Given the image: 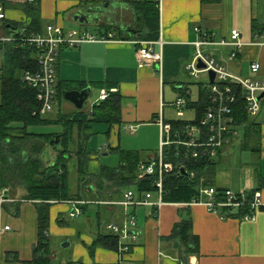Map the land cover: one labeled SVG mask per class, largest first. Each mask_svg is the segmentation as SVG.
<instances>
[{
    "label": "crops",
    "instance_id": "0c3cea01",
    "mask_svg": "<svg viewBox=\"0 0 264 264\" xmlns=\"http://www.w3.org/2000/svg\"><path fill=\"white\" fill-rule=\"evenodd\" d=\"M24 3L25 0H0V8L5 15V21L0 20V27L5 22L26 23L27 17L20 8ZM38 4L42 22L40 34H44L47 26L54 25L65 31L76 29L98 38L112 36L105 42H88L74 49H61L56 66L58 83L84 85L62 92L57 106L61 108L62 100L71 106L60 113L83 111L92 114L93 106L99 103H96L97 99L89 108L83 107L94 90L98 96L101 91L110 90L119 94V123H102L98 128L97 124L90 125L91 137L102 135L101 142L106 147L97 149L104 153L103 156L107 155V149H121L138 151L144 161H152L159 156V121L168 125L186 122L188 126L198 119L200 91L206 90V104L210 92L207 80L205 83L195 82L187 72L195 54L193 43L198 39L194 28L213 34L215 41H229L231 32L237 31L242 45L236 50V58L229 59L230 53L235 50L229 46L213 45L207 51L231 74L264 80V46L256 44L259 38L257 31L264 29V0H161L158 5V40L149 42L153 43V51L160 54V61L142 65L136 54L138 45L134 44L135 41H143L136 35L142 29L141 19L127 2L39 0ZM88 27L95 29L94 32H89ZM1 34L0 29V38L12 37ZM0 56L1 67L2 52ZM253 63L260 65L257 74L251 73ZM109 84L111 87L108 88ZM86 90L89 94L81 109L64 98L67 92ZM181 96L185 102L178 107L175 104ZM170 111L175 113L176 119L169 117ZM184 112H190L193 117L181 120ZM178 113L182 115L178 116ZM257 122L260 127L248 142H244L240 130L238 138L219 150L213 160L217 164L212 178L217 189L229 190L247 199H251L254 193L260 194L262 206L253 211V220H244L246 214L227 217L222 212L223 216L209 213L202 204L190 205L191 202L164 203L160 208L142 206L134 210L140 231L135 242L116 237V250L98 246L91 251L90 247L99 235L110 234L106 225L114 223L122 226L124 211L106 204L111 201L97 203L95 189L89 186L81 190L76 174V181L70 189L73 194L79 193L84 198L86 207L80 215L72 218V205L61 202L49 204L46 237L51 259L56 264H264V121ZM32 128H28L27 132L47 134L61 131L59 126H56L58 131L47 133L30 131ZM148 131L154 133L146 141V145L154 146L152 149L121 148ZM127 133L134 136L123 135ZM88 152L87 170L89 175H95L104 164L96 152ZM8 195L11 201L3 205L0 215V264H24L32 260L33 249L37 245V208L35 203L22 199L23 192ZM152 199L156 201V197ZM237 211L234 209L232 212ZM185 219L191 221V232L197 237L198 250L183 256L174 246L177 241L167 243L163 240L172 234L175 224ZM5 226L9 230L4 231ZM101 228L106 230L105 234L101 233Z\"/></svg>",
    "mask_w": 264,
    "mask_h": 264
},
{
    "label": "trees",
    "instance_id": "16d2710c",
    "mask_svg": "<svg viewBox=\"0 0 264 264\" xmlns=\"http://www.w3.org/2000/svg\"><path fill=\"white\" fill-rule=\"evenodd\" d=\"M38 1L22 4L20 8L27 17L26 23L5 22L0 27L1 35H11L17 38L23 24H27L28 32L40 34L42 22ZM127 3L141 19L142 29L136 35L146 42L157 41L159 35L157 3ZM2 7H5L4 4ZM1 21H5V19ZM257 32L260 36L264 29H259ZM0 52H3V62L0 67V189H21L24 192L22 199L36 204L37 245L33 249L32 260L24 264H51L50 244L46 237L49 204L51 202L85 201L79 193L73 194L70 189V168L76 170L79 188L84 190L86 184H92L89 186L95 189L96 201L102 202L119 201L127 191H132L138 199L143 198L146 194L156 197L155 184L158 180V169L156 168L153 175L138 179L139 166L151 161H144L138 151L117 149L112 150L118 158L116 166L101 165L97 174L89 175L87 163L90 153L87 151V142L91 137L90 125L119 123V94L117 92L110 94L108 99L94 105L92 114L83 111L71 114L59 113L53 120L39 114L33 115V112L37 111L39 107L36 94L23 82L22 77L27 71L37 70V51L33 47L22 45L16 41L0 42ZM78 87L81 88L84 85L74 82L58 83L57 81L56 100L59 102L63 91ZM107 87L109 88L111 85L109 84ZM200 95L197 107L198 119L192 125L198 124L203 118L208 105L206 104V90H201ZM232 114L235 128L238 131L242 130L243 140L248 142L257 133L260 124L247 115L240 93L232 109ZM187 124L186 122L170 123L173 132L184 130ZM39 126H59L61 131L60 133L47 134L27 132L28 128ZM55 137L58 142L53 141ZM47 147L51 148L56 155L53 161L44 162L42 155ZM184 152L185 148L176 145L163 148V162L170 163L174 168L173 173L164 174L162 178L163 203H190L198 197L199 188H215L212 178L217 163L213 161L214 159L192 160L188 157L185 158ZM69 163H71L70 167ZM182 164H184V171L195 173L194 179L189 180L185 174H182L180 171ZM49 170H52V173L47 177ZM201 179L202 181H200ZM215 189V200L223 201L226 190ZM85 207L86 205L80 206L81 210H84ZM237 210V213L233 214L229 208H222L221 212L227 217H237L250 211L246 207ZM163 241L167 243L177 241L174 246L180 250V254L183 256L196 253L198 250V240L191 232L189 219L181 220L175 224L172 234ZM117 244L116 236L112 234L99 235L90 250L92 251L98 246L116 250Z\"/></svg>",
    "mask_w": 264,
    "mask_h": 264
},
{
    "label": "built area",
    "instance_id": "2783aa9c",
    "mask_svg": "<svg viewBox=\"0 0 264 264\" xmlns=\"http://www.w3.org/2000/svg\"><path fill=\"white\" fill-rule=\"evenodd\" d=\"M124 2H156L159 5L161 0H123ZM26 3H34L35 0H25ZM5 15L0 8V20H4ZM27 24H23L18 32V37L0 38V42L11 43L18 42L22 45L33 47L37 51L36 71H27L23 74V82L33 89L36 94L38 103L37 111L33 115L39 114L46 116L51 113L57 105V76L56 66L58 55L61 49H74L83 43L88 42H105L112 38L108 35L106 38H98L80 30H63L60 27L49 25L45 28L44 34L28 32ZM194 32L198 35V39L193 43L195 54L191 62L187 66V72L191 78H198L205 75L208 82L210 99L206 107L203 118L198 124L188 125L182 131L173 132L168 124L159 121L160 147L159 156L147 164H141L138 168V179L144 176L153 175L158 172V180L155 184L157 188L156 201H153L151 194H146L143 198L138 199L132 191L123 194L120 201L106 203L111 206L120 207L124 211V222L122 226H116L114 223L106 225L107 231L119 238L130 239L135 242L140 231L137 226L135 209L142 206H152L160 208L164 205L162 201V178L164 174H171L174 171L170 163L163 162V148L176 145L185 148L184 157L192 160L203 158L207 160L214 159L218 150L229 144L232 140L239 137L240 133L234 126V118L232 109L237 101L240 93L244 102V108L247 115L253 120L264 121V80L259 81L251 78H240L231 74L227 69L217 63L212 55L207 51L208 47L213 45L229 46L235 50L230 53L229 59L236 58V50L241 47L240 35L237 31H232L229 41H215L211 33L194 28ZM138 45L136 54L140 64H157L160 61V54L153 51V43L135 41ZM258 46H264V33H262L256 43ZM202 65V67H199ZM251 73L257 74L260 69L258 63L250 66ZM214 74L213 82L210 81L209 74ZM116 90L101 91L97 102L105 101L110 94ZM185 99L181 96L176 101V106L184 105ZM182 113H178L181 116ZM157 168V169H156ZM180 171L185 173V177L189 180L195 178L194 172L184 171V164L180 167ZM180 174V173H179ZM181 175V174H180ZM202 181V179L200 180ZM199 195L193 199L190 205L202 204L209 213L222 215V208H229L232 212L234 209L246 207L250 213L243 216L244 220H253V211L261 207L260 194L254 193L251 199H247L244 195H237L229 190L224 192V200L216 201V189L213 187L199 188ZM9 190L0 189V215L3 211V205L10 202ZM205 198L201 200L200 198ZM73 206L71 217L80 215V206L85 205L83 201L65 202ZM100 203V202H99ZM223 216V215H222ZM4 231L9 230L8 226L3 228ZM126 250V248H125Z\"/></svg>",
    "mask_w": 264,
    "mask_h": 264
},
{
    "label": "rangeland",
    "instance_id": "374dc122",
    "mask_svg": "<svg viewBox=\"0 0 264 264\" xmlns=\"http://www.w3.org/2000/svg\"><path fill=\"white\" fill-rule=\"evenodd\" d=\"M87 29H88L89 32H94V30H95V29H93L91 27H88ZM0 59H1V56H0ZM192 80H194L195 82H198V83H205L206 76L205 75H200L199 78H196V79L192 78ZM193 91H195V88H193ZM193 97H194V95H193ZM97 98H98V93H97V91L94 90V92L92 93L90 98H88L87 103H85L83 109L89 108V105H92L93 104L92 102L95 101ZM67 106H71V105L69 103L65 102L64 100H62L61 101V108L58 107V106L55 107L56 109L54 108L51 113L46 115V117L49 118V119L56 118L57 114L60 113V112H63ZM168 115H169V117L171 119H176L177 118L175 116V113L172 112V111H170ZM192 117H193V115L190 112H184V116L182 118H180V119L181 120L182 119H191ZM96 126H97L96 128H98L99 124H97ZM30 131H35V132H38V133H47V132H51V131H58V128H56V126H39V127H33L32 129H30ZM123 135H126L128 137L134 136V135H131L129 133L123 134ZM153 135H154V133L152 131H148V132L142 133L141 136L138 139H134L133 142H129L128 141L127 144H124L126 146H121V148L138 149V150L144 149V150H146L148 147H150L152 149V147H154V146L146 145V141H147V138L152 137ZM56 140H57V138L55 137V139L53 141L54 142H58V140L57 141ZM101 141H102V135H97V134L93 135L89 139V141L87 142L88 151L96 152L102 164L107 165V166H111V167L112 166H116L118 164V158H117L116 154H114V152L112 150L107 149V152H106L107 155L106 156H103L104 153H101V152L98 151V149H97L98 147H100L101 150L105 149V147H106V146H104V142H101ZM55 155H56V153L51 148L47 147L45 149V151H44V154L42 155V159H43L44 162L53 161L54 158H55ZM70 166H71V163H69V167ZM75 178H76V171L74 170V168H70V176H69L70 186H72V183L74 181H76ZM89 185H92V184H86V188H88ZM15 192L20 195V192L22 193L23 191H21V189L20 190H11V189L9 190V194L10 193L12 194V193H15ZM96 202L99 203L100 201H96ZM101 223H103V222H101ZM102 232H104V234H105L106 230L101 228V233ZM51 263L52 264H56L53 260H52Z\"/></svg>",
    "mask_w": 264,
    "mask_h": 264
},
{
    "label": "water",
    "instance_id": "95a60500",
    "mask_svg": "<svg viewBox=\"0 0 264 264\" xmlns=\"http://www.w3.org/2000/svg\"><path fill=\"white\" fill-rule=\"evenodd\" d=\"M82 17L85 18L86 16H82ZM199 67H202V65H199ZM209 78H210V81L213 82L214 74L210 73ZM88 94H89V90L82 91V92L70 91V92L65 93L64 98L67 101L71 102L76 108L81 109L83 102L87 98ZM51 173H52V170H49V172L47 173V177H49ZM182 174L184 175L185 173L182 171Z\"/></svg>",
    "mask_w": 264,
    "mask_h": 264
}]
</instances>
